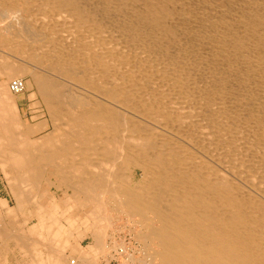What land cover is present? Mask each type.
Wrapping results in <instances>:
<instances>
[{
  "label": "bare ground",
  "instance_id": "bare-ground-1",
  "mask_svg": "<svg viewBox=\"0 0 264 264\" xmlns=\"http://www.w3.org/2000/svg\"><path fill=\"white\" fill-rule=\"evenodd\" d=\"M0 47L31 61L62 128L38 143L19 131L7 81L30 71L3 64L0 167L38 222L30 238L0 221L2 243L33 242L37 264H96L104 248L136 262L99 232L109 210L139 226L148 264H264V0H0ZM75 225L90 252L64 248Z\"/></svg>",
  "mask_w": 264,
  "mask_h": 264
},
{
  "label": "rangeland",
  "instance_id": "rangeland-1",
  "mask_svg": "<svg viewBox=\"0 0 264 264\" xmlns=\"http://www.w3.org/2000/svg\"><path fill=\"white\" fill-rule=\"evenodd\" d=\"M5 20H7V17L6 18L5 17L1 18V23H4ZM25 61H27V62H25ZM29 62H31V61L28 60L25 56L17 54L14 50L12 51L10 48H7V47H0V85H2L1 83L4 81V75L1 72V69L3 68V64L4 65L11 64V65H15V66H17V65H26V66H28V70L30 71V73L22 72V73H20L18 75L15 74V75L10 76L8 81H7V87L9 89L11 81L13 79H15V78H23L24 79V81H25V89L21 93H16L15 94V93H12L10 91L12 96H13V102H15L16 106H17L16 115H18L17 116L18 117V123L20 122L19 125H18V127L20 129L19 128L18 129L21 132H25L26 131L25 127L26 128L30 127L32 129L34 127H36L34 129L37 130V131H34V132L30 131V132L26 133V135H27L26 138H28L30 141H31V139L33 141L35 139L36 140L35 142L38 143L39 140L41 139V137L43 139L46 135L49 136V137L54 135V134L59 135L60 133H62V131H61L62 128L60 127L59 124L56 125V123H54V120H52L51 112L49 110L47 102L45 101V99L43 98L41 93L39 92V90L37 88V85L35 84L36 83L35 78L33 77L32 73H31V72H34L36 69H35V67L32 66L33 64L29 63ZM30 95H31V97H30ZM19 120H22V123ZM19 131H18V133L20 134ZM1 159L2 158H0V160ZM0 165H1V162H0ZM1 169H2V167H0V200L1 199H5L6 202H7L8 207H4L1 204V202H0V217H1L0 221H2V220L3 221L4 220L5 221L6 220L13 221L12 223L14 225H16V224H18V225L15 226L16 229H14V228H11V229L12 230H17L18 229L20 231L21 228H23L24 232H23V234L21 233L23 229L20 231V233H18V230L17 231H12L11 230V232H13V234L15 232V234H17L18 236H21V235L22 236H24V235L28 236L30 233L28 232L27 229L31 226L30 224L34 225V224H36L38 222L37 221L38 219L35 217V213H36L35 209H37V205L35 204V202L38 203V201H35L33 203L30 200H26L25 201L24 206L21 207V209H20V210H22L25 207L24 208L25 210L24 209H23L24 211L22 210L25 215L22 214L23 213L22 211L21 212L17 211V210H19V209H17L18 205L15 203L14 200H16V199H15V197H13L14 195L12 196L13 193L11 194V192H12V189L15 188V187L17 189H19L20 185L18 184V186H16L17 185L16 184V185L12 186L10 180L6 176H4V172H2L4 170L3 169L1 170ZM136 179H139V174H137ZM11 186L13 188H11ZM43 188H45V189L47 188L46 189L47 196H45L43 198H40V199L43 201V203H45L47 205V207L50 206V208H51V207L54 206L55 202H58V204L60 206L59 210L62 209L61 210L62 212L68 210L67 207H65L66 205L68 206V203H67L68 200H66L67 197H64L66 195H63L64 194V192H62L63 190L54 192L53 189H51V188L49 189L46 186H43ZM34 204L36 206H34ZM79 204H77L78 206H76V210L74 209V210L71 211L73 214L76 213V211H77V213L86 212V208L81 204V202H79ZM27 207H29L30 209L33 208V211H32V209L30 211H28L29 208L27 210L26 209ZM34 207H36V208H34ZM26 210L28 211V214L30 212V214H29L30 217H27L28 214H27ZM37 211H38V209H37ZM108 212H109V215L107 214ZM105 213L107 214V215L105 214V218L107 217L108 220L109 219L110 220L109 221L108 220L105 221L104 217L103 218L101 217L100 219H103L102 220V224L105 225L104 223H106V226L103 227V225H102V227L100 228V231H99V228L95 229V231L97 230V231L101 232V234L104 233V235H105L104 238L106 239V242L108 244L112 243L113 237H114L116 242H118V243L120 242L119 244H123L124 245V243H125L124 246H126L128 248L129 253L132 254L133 257H135L134 259H136L135 260L136 262L131 261V258H129V260L125 259L126 257L121 256L119 254L116 255L117 257L115 256V258L114 257L112 258V257L109 256V252L107 253V250L105 248L102 251L99 250L100 252H95L94 254H92L90 256L91 259L95 258L94 260H95L96 264H148V263L153 262L154 260H151L150 258H146V254L149 255L153 251L151 249V247H147L149 245H146L142 240L137 239L136 232L139 229V226L136 227V228H131V230H130L129 226L132 227L133 225L131 224V222L129 220L123 218V217H125L124 215L120 216V219L118 221V218H116V217L113 218L112 217V216L115 215L113 212L111 213V211H109V210L107 211L106 210ZM112 214H114V215H112ZM33 215H34V217H33ZM8 218H10V219H8ZM5 221H4V223H5ZM77 221L81 222L82 221L81 217H79L77 219ZM107 222H109V223H107ZM1 223H3V222H1ZM8 223H9V225H12L11 222H7L5 224H8ZM107 224H108V226H107ZM111 224H113V225H111ZM14 225H12V226L14 227ZM1 226H3V224ZM76 226H77L78 229L76 228ZM83 227H84L83 225H75V226H73V228L71 227L69 229L70 232H71L69 234L73 235L74 237H76V235L79 236V237H76V240L73 239V238L70 239V242H69L71 244V246L69 245L70 247L68 245L66 246L65 242H63V244L61 242L58 245L57 244L56 245L53 244V245L58 247L57 249H63V248H60V247H62V245H63V247L66 246L64 248L67 249L68 252H70V249L72 247H74V249L77 250L76 246L80 247L84 252L85 251L90 252L91 250H90V247H89L88 244H90L92 242V238H91L92 235H90V230L88 232H83L85 230L84 229L85 227L84 228ZM126 227H128L129 230ZM31 229L29 228V230H31ZM105 229H107V230H105ZM133 229H135L136 232ZM104 230H105V232H104ZM31 231H33V230H31ZM76 231H78V234L76 233ZM27 232L29 234H27ZM132 232L133 233L135 232V233L133 234ZM81 233H84V234L83 235H79ZM44 234H45V232H44ZM66 234L68 236V233H66ZM32 235L30 234L29 237L31 238V236H32L34 238L35 237L34 233ZM71 235H70V237H71ZM111 236H112V238H110ZM66 237L63 236V238H65V239L69 238V237L68 238H66ZM133 238H135V239H133ZM2 240H3V237H1V240H0L1 241L0 242V264H29V263L33 264V262H35V264H37L36 261L39 260V259L35 257L36 258V261H35L34 256L32 255L33 256L32 257L31 254H30L31 252H33V249H32V245H33L32 243L33 242L32 243H30L31 241L28 242V245H30L29 247H28V245L25 246V247H21L18 244V242L15 243L17 241L15 239H10V240L6 241V243H2ZM29 240H32V239H29ZM123 241H124V243H123ZM77 243H78V245H77ZM11 247H12V250H11ZM18 247H20V248H18ZM26 247H28V248L26 249ZM56 247L55 248L51 247V249L52 250L54 249L57 252L58 250L56 249ZM152 247H155V245L152 244ZM8 248H9V250H7ZM137 249H139V250H137ZM23 250H24V252L26 251V253H24ZM42 250H44V249H42ZM52 250H50V251H52ZM54 250H53V252H54ZM104 250H105V252H104ZM50 251H48L46 249L43 251V252L47 253V254L43 253V258L44 259H46V260H51L52 259L53 260V258H54L53 256L56 254V252L53 253V252H50ZM112 251H113L112 252L113 254H116V252H114V250H112ZM22 252L24 254H27V255L24 256V254ZM49 252L51 254L53 253V255H50V258H47V255L49 254ZM139 252L142 253V254H140ZM5 254H6V256H5ZM33 254H35V251H34ZM45 256H46V258H45ZM140 256H142V257L140 258ZM143 258H146L148 260L144 259L145 260V262H144V260H142ZM31 261H33V262L31 263ZM137 261H139L140 263H137ZM146 261H148V262H146ZM155 261H157V260H155Z\"/></svg>",
  "mask_w": 264,
  "mask_h": 264
},
{
  "label": "built area",
  "instance_id": "built-area-1",
  "mask_svg": "<svg viewBox=\"0 0 264 264\" xmlns=\"http://www.w3.org/2000/svg\"><path fill=\"white\" fill-rule=\"evenodd\" d=\"M13 92L20 93L25 89V81L23 78H15L10 83Z\"/></svg>",
  "mask_w": 264,
  "mask_h": 264
}]
</instances>
